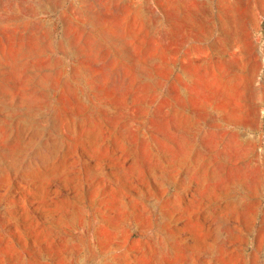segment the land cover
<instances>
[{
  "label": "rangeland",
  "instance_id": "374dc122",
  "mask_svg": "<svg viewBox=\"0 0 264 264\" xmlns=\"http://www.w3.org/2000/svg\"><path fill=\"white\" fill-rule=\"evenodd\" d=\"M0 264H264V0H0Z\"/></svg>",
  "mask_w": 264,
  "mask_h": 264
},
{
  "label": "bare ground",
  "instance_id": "6f19581e",
  "mask_svg": "<svg viewBox=\"0 0 264 264\" xmlns=\"http://www.w3.org/2000/svg\"><path fill=\"white\" fill-rule=\"evenodd\" d=\"M113 250V249H112Z\"/></svg>",
  "mask_w": 264,
  "mask_h": 264
}]
</instances>
